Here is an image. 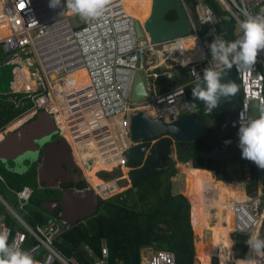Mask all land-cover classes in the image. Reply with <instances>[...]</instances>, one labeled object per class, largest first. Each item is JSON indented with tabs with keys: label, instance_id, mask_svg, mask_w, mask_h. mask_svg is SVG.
<instances>
[{
	"label": "built area",
	"instance_id": "obj_1",
	"mask_svg": "<svg viewBox=\"0 0 264 264\" xmlns=\"http://www.w3.org/2000/svg\"><path fill=\"white\" fill-rule=\"evenodd\" d=\"M180 1L190 22L189 34L153 42L143 23L128 13L121 1L107 4L99 17L84 18L75 14L80 25L74 28L68 21L66 0H61L56 8L49 7L50 0H0V25L7 30L0 38V52L7 63L27 66L34 80L30 89L24 87L31 92L27 98L32 106L20 117L40 112L50 115L56 132L69 144L72 155L74 148L90 144L106 162L117 163L113 168L125 167L127 170L117 179L127 178L131 168L126 167L125 155L141 143L130 138V118L134 113L144 111L168 124L193 112L186 95V88L198 81L193 69L201 78L208 67L217 72H232L237 78L240 101L229 121L231 128H240L241 112L246 120L256 119L251 114L250 103L260 112L264 108V50L258 52L257 63L251 70L242 68L240 73L235 65L229 69L212 59L208 45L217 36L234 42L233 33L229 36L223 24L228 22L225 18L239 25L249 16H264V0H216L224 16L215 14L202 0H195V4ZM136 21L141 23V37L135 31ZM194 36L198 37L196 43L192 40ZM187 42L190 48L186 47ZM21 56L25 58L23 62ZM81 69L88 75V81L77 85L70 76ZM181 70L185 72L184 78L174 81L176 71ZM137 72L148 96L133 102L130 97ZM160 77L165 79L166 85H176L163 91L158 83ZM66 78H70L69 89L65 88ZM234 139L239 141V138L225 139L223 146ZM152 143L154 141L149 142ZM146 160L145 154L142 163ZM78 167L84 173L79 163ZM244 176L250 179L248 170ZM85 178L86 189L93 190L100 199L113 193L107 182L94 186ZM13 193L15 206L23 216L4 202L18 224L17 229L11 230L0 222V232L9 234V246L28 252L38 264H77L55 248L71 226L47 218L32 227L24 217L30 215L27 206L34 191L24 187ZM232 202L229 230L264 237V201L260 195ZM224 215H227L225 211ZM224 224L228 225V221ZM30 239L32 245L28 244ZM89 258L94 257L89 254ZM106 259L107 250L101 243L99 260L94 259L93 264H105ZM140 264H174V256L158 250L143 257Z\"/></svg>",
	"mask_w": 264,
	"mask_h": 264
},
{
	"label": "trees",
	"instance_id": "obj_2",
	"mask_svg": "<svg viewBox=\"0 0 264 264\" xmlns=\"http://www.w3.org/2000/svg\"><path fill=\"white\" fill-rule=\"evenodd\" d=\"M185 1L188 4L195 2V0ZM202 1L208 4L215 14L224 16L215 0ZM174 18L173 12L168 14V19L172 20ZM223 24L229 32V36H232L233 28L230 29L226 25L227 22H223ZM5 34L6 28L0 25V38ZM4 59L3 54L0 52V62L4 61ZM2 73L0 92L6 93L10 79L6 75L5 68ZM230 74L238 84L235 75L232 72ZM2 82H6V88L1 89L3 87ZM158 82H165V79L159 78ZM191 88H186L187 97ZM19 97L21 95H16V98ZM5 99V97L0 95V127L32 106L29 101L16 103L7 102ZM197 105L199 108L196 110V114L204 125V134L189 143L188 149L183 154L176 153L177 162H183L187 159L191 160L193 168L192 178H189L191 176L190 167H179L181 172L188 176H184L185 183L181 193L192 201L194 183L195 206L200 205L202 202V184L204 182L224 185L227 193L229 191L234 194V189H232L230 184H221L218 181H214L210 171H202L211 170L216 173L217 180L228 181L221 173V163L202 160L199 157V153L211 152L215 148H219L221 142L225 139L239 138V128L232 131L226 123V120L231 115L232 103H228L223 107L218 106L210 114L205 112V105L202 102H198ZM154 157L155 154L152 152L145 165L152 163ZM129 163L134 167L141 165V161H129ZM166 165V170L139 182L123 193L114 195L106 200L99 199L100 207L97 213L84 222L72 226L69 231L62 234L60 243L55 245L56 250L65 258L74 259L78 264H93V260L88 258V253L84 250V247L89 249L95 259H99V245L102 240L105 242L108 251L106 264H139L140 250L144 247L172 253L174 264H193L194 255V264H220L219 258L221 264H231L232 254L230 250L231 241L228 237L229 231L221 232V252L217 255L218 258L214 255V231L194 227L191 202L189 201V211L188 202L182 195L170 194V181L173 176H176V170L171 158L166 160ZM247 165L250 170V180L245 184V190L252 195L257 190L258 182H262L264 186L263 169H260L249 160ZM0 177L3 179V183L0 181V195L14 206L16 199L13 191L21 190L24 187H29L34 191L33 197L27 206L30 215L24 217L25 221L32 227L44 223L48 216L56 217L44 212L41 204L52 197L59 198V193L40 189L35 168L29 172L19 174L10 172L0 164ZM84 185H80L79 188H83ZM4 210L0 205V214H6ZM4 219L6 226L11 227V230L18 227L9 215L5 216ZM228 221L229 225L224 228L229 229L231 227L230 216H228ZM192 230L196 237L194 252ZM231 238L234 243L233 254L237 260L236 264H243L246 258L244 256L248 248L249 234L235 232L232 233ZM259 238L264 239L263 236ZM28 244L32 245L31 239ZM261 254L264 255V253Z\"/></svg>",
	"mask_w": 264,
	"mask_h": 264
},
{
	"label": "water",
	"instance_id": "obj_3",
	"mask_svg": "<svg viewBox=\"0 0 264 264\" xmlns=\"http://www.w3.org/2000/svg\"><path fill=\"white\" fill-rule=\"evenodd\" d=\"M171 12H173L175 15V18L172 20L168 19V14ZM225 20L229 21V17H226ZM68 21L74 28H78L80 25L77 22L76 15H74V13H69ZM143 26L146 32L148 33L150 40L153 42H160L168 39H173L179 36L186 35L187 33L189 34L190 32V23L180 0H151L150 14L148 18L143 22ZM135 31L137 36H143V32L141 30V23L139 21L135 22ZM241 35L242 32L239 29V25L234 23V40L238 39ZM220 73H222L221 83H227L229 81L235 82L229 72L222 71ZM184 74V70L176 71L174 81H179L183 79ZM199 82L200 81H197L195 84H193L191 92L188 95L189 99H194L192 95V89ZM147 96L148 94L146 92L144 82L141 78L140 73L137 72L134 77L130 99L133 102H138L142 99L147 98ZM195 100L201 101L199 99ZM239 101L240 93L238 87V92L235 96H232L227 99L222 98L218 106L223 107L228 103H232L231 116H233L235 115L239 107ZM192 105H195V107H193L192 113L182 116L176 121H173L168 124L163 123L157 118L150 117L144 111H137L131 116L130 138L132 141H140L141 143L139 144V146L130 149L126 153V164L129 166V161H140L145 154L150 157L152 152H154L155 157L152 163L146 166H142L137 170L130 171L127 174V178L118 179L117 181L120 184V187H126L128 186V184H130V186H134L139 182L157 174L158 172L166 170V160L168 158H171V156L175 153V150L177 154H183L184 151L188 149L189 143L195 141L204 134V125L200 122V119L196 114V110L199 108V106L194 103ZM44 118L50 119V121L52 122L51 116L47 115L46 113H43L39 115L38 119L34 123V126L39 125L40 121H42ZM32 129V126L27 125L25 129L23 128V130L21 131L19 130L15 133H10L6 135L3 140L0 141V155L1 159H3L4 162H7V160H12L13 154H15V152L17 151L16 144H14L15 142H21V148L23 151H25L24 144L21 140L23 138L28 141V138L30 139V137L27 133L31 134L32 137ZM174 129H178V131H174ZM150 141H154V143L149 144ZM32 143L33 144H31V147H27V149H39L38 144H36L35 141ZM54 143H50L49 146L46 148L43 154V163L42 166L38 168V172H43L49 158L52 157V149ZM59 143H63L65 154L67 157H70L68 144L63 139H60ZM199 157L205 161L218 163L247 161L246 159L242 158L241 149L239 148V141L236 139H234L229 144H225V146H223L222 148H215L211 152H201L199 153ZM60 159L61 158H59V160ZM61 160L57 162L58 167L53 173V175H51V177L54 179L57 176L61 177L62 181L56 183V185L62 182L68 183V178L72 179L73 182L70 183H72L73 185L80 184L83 181L81 171L76 167H72L70 171L63 169ZM38 180L40 183H43L41 176H39ZM72 194L73 196H71V198L75 203H79L81 202V200H83L82 198L78 197V195H75L74 193ZM84 196H87L91 199L92 206L97 207L99 199L93 191H88ZM66 197L67 194H62L59 200L53 203H45L42 205V207L50 210H52L56 206L62 208L58 217L67 221L72 226L77 224L78 222H83L84 220L92 217V215L95 213L96 209L94 210L93 207V209H91L90 213H88L87 215H82L80 218L76 217L73 214L74 210L68 208V206L72 208L73 205H68L69 202L67 201Z\"/></svg>",
	"mask_w": 264,
	"mask_h": 264
},
{
	"label": "clouds",
	"instance_id": "obj_4",
	"mask_svg": "<svg viewBox=\"0 0 264 264\" xmlns=\"http://www.w3.org/2000/svg\"><path fill=\"white\" fill-rule=\"evenodd\" d=\"M108 3L109 0H66V10L68 13H74V15L79 14L84 18H95L102 14ZM60 4L61 0H50L49 7L56 8L60 6ZM193 4H195V2ZM69 10L71 12H69ZM239 29L242 35L234 42H226L217 36L208 47L210 48L212 59L224 64L229 69L235 65L237 70L241 73L242 68L251 70L257 63L258 52L264 50V16H249L246 20L240 22ZM197 39L198 37L196 36L192 37L194 43L197 42ZM6 63L7 61H4L1 66L5 68ZM192 72L196 74L197 80L200 81L192 89L193 98L199 99L205 103L208 114L218 107L222 98H230L235 96L238 92V84L233 81L221 83L222 73L215 71L211 67L203 70L202 78L196 73L195 69H193ZM9 85H11V83H9ZM23 88L24 87H21L19 90L14 89L16 93L13 95H24L19 93ZM23 101L28 102L29 99L24 98ZM12 102L18 103L17 98L14 97ZM193 107H195V105H193ZM24 112L20 115H23ZM240 122L238 137L242 158L255 163L260 169H264V108L261 109L259 118L251 120H246L245 114L241 112ZM174 131H178V129H174ZM225 143L228 144L230 141H226ZM176 153L175 150L173 155H176ZM71 156L73 157V155ZM142 159L140 160L141 165L146 166L142 163ZM126 167H131V165H127ZM121 170L123 174V169ZM81 173L84 179L85 175L82 171ZM122 174L120 173L118 177ZM84 181L86 183V178ZM117 183L118 181L115 182L114 185ZM87 185L86 183L84 188H86ZM8 235L7 231L0 232V264H38L28 252L19 250L14 246H9ZM247 244L250 249L258 255L264 252V239L259 238L257 235L251 236Z\"/></svg>",
	"mask_w": 264,
	"mask_h": 264
},
{
	"label": "crops",
	"instance_id": "obj_5",
	"mask_svg": "<svg viewBox=\"0 0 264 264\" xmlns=\"http://www.w3.org/2000/svg\"><path fill=\"white\" fill-rule=\"evenodd\" d=\"M2 54V53H1ZM5 58V57H4ZM4 61H7V58H5L4 59ZM18 67H20L19 65H18ZM12 69H14V68H11V70L9 71V73H6L7 75H8V77H9V79L10 80H12V78L13 77H15V82L17 83V82H21V84H20V86L18 87V88H21V87H23V86H25V84H27V83H25V77H27V75L29 74V72L27 71V70H24L23 71V67H20L19 68V70H21V71H23V75L22 76H24V78H22L21 77V79H19V75H14V73H13V70ZM160 78H162V77H160ZM164 79V78H163ZM159 80V79H158ZM159 83V82H158ZM160 84V86L162 87V89H163V91H166V90H168L172 85H176L175 83L174 84H170V86L169 85H166L165 84V82H161V83H159ZM10 86V85H9ZM8 86V91L6 92V93H2V92H0V95L1 96H5V95H9V96H12L14 93H16V91L14 90V89H17V88H11V87H9ZM14 97H16V96H14ZM256 110H257V107H256ZM205 112H207V111H205ZM257 113H258V116H256L257 118H259V116H260V111H258L257 110ZM39 114L40 113H38L37 115H36V117H38L39 116ZM19 116V115H18ZM18 116H16L15 118H13L12 120H10V121H8L5 125H3V126H1L0 127V141L1 140H3L4 139V137L6 136V135H8V133L10 134V129L14 126V125H17V124H20L21 122H22V118L23 117H18ZM255 116V115H254ZM35 117V118H36ZM232 118V116L230 115V117L227 119L228 120V123H227V120H226V123L229 125V121H230V119ZM38 119V118H37ZM36 119V120H37ZM34 123H35V121H32L29 125L30 126H32L33 127V132L35 133V134H33L32 133V137H31V134H29V133H27L28 135H29V137H30V139L28 138V141L27 140H25V139H23L22 138V143L24 144V149L25 150H29V151H31L32 152V157L30 158V159H28V161L27 162H25L24 163V167H27V168H29L30 167V165L34 162V161H37L38 160V156H36L37 154H39L40 155V153L42 152V157H43V154H44V152H45V150H46V148L49 146V144L50 143H54L55 141V143L53 144V149H52V157H50L49 158V160H48V162L47 163H49L51 160H52V164H53V166H54V169H51V168H44V170H43V174H47V175H49V179H51V180H54V178H52L51 177V175H53V173L56 171V169H57V167H58V164H57V162L58 161H60L62 158L61 157H57V158H55V159H53L54 158V156H55V154H57V153H64L65 154V149H64V147H63V143L61 144V143H59V141H60V139H63L61 136H59L58 135V133L56 132V128H55V125H54V123H52L53 124V127H54V131L53 132H51L52 130H51V128L50 127H48V128H42V135H39L38 136V134H39V132H38V134H36V129L35 128H37L39 125H35L34 126ZM230 126V125H229ZM35 127V128H34ZM231 128V127H230ZM231 130L232 131H234L235 129H233V128H231ZM21 131V130H20ZM15 132H17V131H15ZM15 132H11V133H15ZM37 138H38V140H44L45 141V143L47 142V141H50L48 144H47V146L46 147H44L45 146V143H42V142H38L37 141ZM229 139H233V138H229ZM64 140V139H63ZM35 141V143L36 144H38V148L39 149H37V148H34V150L32 149V148H30V149H27V147H31V144H33L32 142H34ZM65 141V140H64ZM66 142V141H65ZM19 142H15L14 144H16V146H17V144H18ZM21 143V142H20ZM19 143V144H20ZM67 143V142H66ZM68 144V143H67ZM67 144H66V146H67ZM223 147V143L221 142V146L219 147V148H222ZM68 148H69V144H68ZM28 151V152H29ZM69 152H70V157H71V150H70V148H69ZM185 152V151H184ZM65 156H66V154H65ZM73 156H74V150H73ZM12 157H14V156H12ZM171 157H173V155L171 156ZM59 158H61L60 160H59ZM72 158V157H71ZM74 159H75V156H74ZM147 159H148V156H147ZM174 160H175V162H176V164L178 165V167H180V166H188V167H190L191 168V176L189 177V178H192V175H193V168H192V166H191V160L190 159H187V160H185V161H183V162H177L176 161V155H174ZM62 162H63V159L61 160ZM147 161V160H146ZM248 161V160H247ZM247 161H240L239 162V168L241 169V172H239L240 171V169L239 170H235L234 171V178L235 177H237V175H239L240 173H241V175H240V177H241V179H242V181H243V183H244V187H243V190L244 191H242V190H240V191H242L243 193H244V195H245V197H246V199L248 200V196H252V195H254V196H257V195H260V198H261V200L262 201H264V199H263V197H264V186H263V184H262V182H258V185H257V190L254 192V194H252V195H250V194H248L247 192H246V190H245V184L250 180V179H245V176H244V174H245V170H248V173H249V175H250V170H249V167H248V165H247ZM75 162H76V164H77V167H78V162L76 161V159H75ZM5 162H4V160L3 159H1V155H0V164L1 165H3L4 167H5V164H4ZM183 164V165H180V164ZM8 164V163H7ZM62 164V163H61ZM145 164V163H144ZM46 166V165H45ZM143 165H139V166H136V167H134V166H131V167H129V168H131V171H133V170H137V169H139V168H141ZM7 167V168H6ZM5 167V169H7V170H9L10 172H14V173H16L14 170H11V169H9V167L8 166H6ZM79 168V167H78ZM221 173H222V175L223 176H225V178H227L228 179V181H219V180H217V175H216V173L215 172H213V171H211V170H202V169H195V170H202V171H210L211 172V174H212V177H213V179H214V181H218V182H222V183H226V184H230V183H232V182H234V179H233V177L232 176H229V174H227V171L225 170V166L223 165V163H221ZM235 168H238V167H235ZM36 169V168H35ZM181 172V171H180ZM181 174L184 176V174L181 172ZM85 175V174H84ZM39 176H40V173H39ZM86 176V175H85ZM177 176H179V174L177 175ZM186 177H188V176H186ZM262 177H264V169H263V174H262ZM123 178H125V177H123ZM85 178L83 179V181L80 183V184H77V185H75L76 186V189L74 188L73 189V192H71V191H69L70 193H68L67 194V197H66V199H67V201L69 202L68 203V205H73V207L72 208H70L69 206H68V208L69 209H72V210H74V212H73V214L76 216V217H78V218H80L82 215H87L88 213H90V211H91V209H93V207L94 206H92V201H91V199L90 198H88L87 196H84V195H86V193L88 192V190L86 189V188H84L85 187V185H86V183L88 184V181H86V183H85ZM177 180H179L178 178H176L175 176L174 177H172V181H170V187H169V191L171 192L170 194H173L172 193V189L174 190V191H176V192H178V193H181V190L183 189V187H184V183H185V177H184V181L181 183V184H177ZM0 181L3 183V179L0 177ZM43 181V180H42ZM62 180H61V177L60 176H57L56 178H55V183H59V182H61ZM67 181H69V180H67ZM115 182H117V179H115L113 182H108V184L107 185H109L110 183H112V184H114ZM194 182H197V181H194ZM82 184H85L84 185V187L83 188H80V189H78L79 188V186L80 185H82ZM209 184H215V183H210L209 182ZM38 185H39V187H40V189H43V188H41V185H42V183H38ZM115 186H117V187H119V188H123V187H120V184L119 183H117V184H115ZM133 186H130V184H128V186H126L125 188H128V189H130V188H132ZM128 189H123V191H121V192H119V193H111L110 195H108L107 196V198H105V199H103V200H106V199H108V198H110V197H112V196H114V195H117V194H120V193H123L124 191H126V190H128ZM72 193H74L75 195H78V197H80V198H82L83 200H81V202H79V203H75L74 201H73V199L71 198V196H73V194ZM178 193H176V194H178ZM228 193H230V192H228ZM175 194V193H174ZM182 195V194H181ZM60 196H61V194L59 193V198H60ZM97 196V195H96ZM183 196V195H182ZM0 197H1V199H2V201H1V199H0V203L2 204V206H3V208H5V210H4V212L7 214V215H9L10 216V218L17 224V221L10 215V213L8 212V210L6 209V207H5V205H4V203L3 202H5V203H7V205L9 206L10 204H8V202L6 201V200H4V198L0 195ZM98 197V196H97ZM184 197V196H183ZM59 198H55V199H57V200H59ZM185 198V197H184ZM52 198H50V199H48V200H45L42 204H41V208H42V210L44 211V212H46V213H48V214H50V215H55L56 217H54V216H48L47 218H53V219H55V220H57V221H59V222H63V223H65V224H69L67 221H65V220H63V219H60L58 216H59V213L58 214H51V213H49V212H47V209H45V208H43L42 207V205L43 204H45V203H53V202H55V201H52V202H50L49 200H51ZM54 199V198H53ZM98 199H100L99 197H98ZM186 200H187V202H188V205H189V211H190V204H189V201H188V199L187 198H185ZM56 200V201H57ZM102 200V199H101ZM0 204V205H1ZM11 206V205H10ZM99 207H100V205H99V203H98V205H97V207H94V210H95V213L92 215V216H94L96 213H97V211L99 210ZM55 208H58V210L59 211H61V209L62 208H60V207H58V206H56ZM55 208H53L52 210H54ZM49 211H50V209H49ZM6 214H4V213H1L0 214V222H2V223H4L5 225H6V223H5V216H7ZM72 214V215H73ZM73 215V216H74ZM200 217H204V221L205 220H208V221H211V219H213L212 221H217V223L219 224L220 222L218 221V219L219 218H224V220H227L228 221V217L227 216H222V215H219L218 216V214H217V212H216V210L214 209V211H213V214H211V215H207V214H201V215H199ZM188 217H189V215H188ZM216 217H218V218H216ZM46 218V219H47ZM91 218V217H90ZM25 219V218H24ZM89 219V218H88ZM217 219V220H216ZM87 220V219H86ZM85 221V220H84ZM83 221V222H84ZM203 222V221H202ZM229 222V221H228ZM78 223H80V222H78ZM77 223V224H78ZM204 224H205V226H203L202 224L200 225V227H196L197 229H211V228H209L208 227V225H207V222H203ZM224 223V222H223ZM189 224H190V221H189ZM18 225V224H17ZM70 225V224H69ZM76 225V224H75ZM225 225V224H224ZM71 227H72V225H70ZM74 226V225H73ZM190 226H191V224H190ZM9 227V226H8ZM11 228V227H10ZM16 229L18 228V227H15ZM14 228V229H15ZM12 229V228H11ZM71 229V228H70ZM69 229V230H70ZM191 229H192V226H191ZM222 229H224L223 227L221 228V230ZM68 230V231H69ZM211 230H213V229H211ZM214 231V230H213ZM67 232V231H66ZM192 233H193V252H194V244H195V242H194V238L196 239V237L194 236V231L192 230ZM214 233H215V231H214ZM232 233H235V232H232V231H230L229 230V233H228V237H229V239H230V241H231V247H230V250H231V254H232V258L234 259L235 257H234V254H233V245H234V243H233V241H232ZM244 233V232H243ZM64 234V233H63ZM62 237V236H61ZM251 236H250V234H249V238H250ZM214 240H215V238H214ZM60 241H61V239H60ZM60 243V242H59ZM58 243V244H59ZM101 243H103V245L105 246V248H106V250H107V247H106V244H105V242L104 241H100V245H101ZM100 245H99V249H100ZM86 248V249H85ZM249 249H250V247L248 246V248H247V251H246V253H245V256L244 257H246L247 255H248V252H249ZM84 250L88 253V258H89V254H91L90 253V251H89V249L87 248V247H84ZM160 250V249H159ZM154 251H158V250H155V249H153V248H151V247H144V248H141V250H140V263H141V261H142V258L143 257H148V255H150L152 252H154ZM162 251H164V250H162ZM214 252H215V245H214ZM262 253H264V252H262ZM93 256V255H92ZM195 256V255H194ZM215 256L216 257H218L216 254H215ZM94 257V256H93ZM107 258H108V251H107ZM219 258V257H218ZM90 259V258H89ZM94 259L95 258H93V259H91V260H93V262H94ZM220 259V258H219ZM243 259V258H242ZM74 260V259H73ZM99 260V259H98ZM107 260V259H106ZM219 261H221V260H219ZM76 262V261H75ZM77 263V262H76ZM139 263V264H140ZM234 263L236 264L237 263V260H235L234 261ZM78 264V263H77ZM105 264H106V261H105ZM193 264H194V260H193Z\"/></svg>",
	"mask_w": 264,
	"mask_h": 264
},
{
	"label": "bare ground",
	"instance_id": "obj_6",
	"mask_svg": "<svg viewBox=\"0 0 264 264\" xmlns=\"http://www.w3.org/2000/svg\"><path fill=\"white\" fill-rule=\"evenodd\" d=\"M118 1V0H117ZM114 1H110L108 4L112 3ZM125 8L127 10L128 13H131L135 18H137L140 22H144L149 14H150V9H151V0H143V1H139L135 3V1L131 2V3H124ZM69 12H71L69 10ZM7 33V30H6ZM187 48H190V43L187 42ZM9 65H12L13 68L16 69L15 74L19 75V79L24 78L23 75V71L21 70H17L18 64L15 63H8ZM7 65V64H6ZM8 66V65H7ZM20 66V65H19ZM10 67V66H9ZM14 72V71H13ZM14 74V75H15ZM70 78L74 81L77 85H84L87 83L88 81V75L86 74L85 70L81 69L78 70L77 72L73 73ZM70 78H66L64 80L65 83V88L69 89L71 86L70 83ZM25 79V78H24ZM33 82V86H34V81ZM61 85V83H59V86ZM25 86H27V84H25ZM23 86V87H25ZM31 88V85L28 86V89ZM94 155V159H87L89 160V162H91L88 166H87V172L92 176V180L93 183L98 186L100 184H102V180H100L97 176L96 173L104 170V171H111V169L113 168V166L117 163L114 164V161L112 162H106L107 160L105 159V157H101L99 152L97 151V154L92 153ZM86 161V160H85ZM127 169L124 167L123 171L125 172ZM185 176V175H184ZM186 177V176H185ZM193 182V180H192ZM221 184H226V183H222L219 182ZM109 187L111 188V190L114 193H119L122 191L121 188L115 186L114 184L110 183ZM226 187L224 185H220V184H209V182H204L202 184V194H204L205 196H207V198H202V204H205V208L204 209H208L210 207V210L213 211L214 209L216 210L218 216L222 215V216H230V226L232 223V202L228 201L227 199H229L230 197L234 196V200H244L246 199L244 193L242 191H240L239 189H234V194L232 193H227L226 191ZM229 192V191H228ZM195 190H194V183H193V195H192V201L190 199H188L192 206H193V223H194V227H200L197 224V219L199 218V220H203V222H207V225L209 228L214 229V231L219 232L221 230V228L223 227H227L229 225H224V221H220V223L218 224L217 221L214 222L213 224L211 223V221L205 220L204 221V217H200L199 215L196 216L195 214ZM226 209V214L224 215V211ZM218 218V217H216ZM217 220V219H216ZM221 227V228H218ZM223 231H229V229L224 228L221 230V232ZM220 232V233H221ZM216 240L218 241V239L216 238ZM220 241V239H219ZM218 241V242H219ZM217 242V243H218ZM219 251V252H218ZM216 252H218L216 255H219L221 250H220V246L216 247ZM247 258L244 259L243 264H264V255L263 254H256L254 251H252L251 249H249L248 255L246 256ZM236 259L231 258L230 262L231 264H235L234 261Z\"/></svg>",
	"mask_w": 264,
	"mask_h": 264
},
{
	"label": "flooded vegetation",
	"instance_id": "obj_7",
	"mask_svg": "<svg viewBox=\"0 0 264 264\" xmlns=\"http://www.w3.org/2000/svg\"><path fill=\"white\" fill-rule=\"evenodd\" d=\"M110 1H117V0H109ZM118 1H121V2H124V3H131L133 1L138 2V0H118ZM139 1H143V0H139ZM191 92V90H190ZM189 92V93H190ZM188 93V95H189ZM189 102H191L192 104H197L198 102H202V104L205 105V103L203 101H198V100H195V99H189ZM36 116H32V115H25L23 118H22V122L20 124H17V125H14L9 131L10 133L11 132H15V131H19V130H23V128L25 129V127H27V125H29L32 121H36L37 117L35 118ZM40 125L35 128L36 129V134L39 135H42V128H48L50 127L51 128V132L54 131V127H53V124L52 122L50 121V119H43L42 121H40L39 123ZM33 132V131H32ZM9 134V133H8ZM33 134H35L33 132ZM40 137V136H39ZM37 141L38 142H42V143H45L44 140H38L37 138ZM50 141H47L45 143V146H47V144L49 143ZM17 148V153L15 152V154H13L14 157H12V160H7V162H5V167L8 166L9 169L11 170H14L16 173H19V174H23L25 172H29L31 171L32 169L36 168V172H37V179H39V173H40V176L43 180V183L41 185V188H43L44 190H52V191H55V192H58L60 193L61 195L63 194H68L70 193L69 191L73 192V189L75 188L76 189V186L73 185L72 183L70 182H73L71 178H65L67 180H69L68 183H60L58 185H56L55 183V179L54 180H51L49 179V175L47 174H43V172L39 171L38 172V168L40 166H42V163H43V157H42V152L39 154H37L36 156H38V160L37 161H34L29 168H24V163L28 161V159H30L32 157V152L31 151H23L22 148H21V144H20V147H19V144H17L16 146ZM82 150H80V149ZM20 149V150H19ZM74 156H75V159L76 161L80 164L81 168L83 169L86 177L89 179L90 183H92L94 186H96L94 183H93V180H92V176L87 172V166L91 163L89 162L90 159H94V155L92 153H95L97 154V151L93 148V146H78V148H74ZM57 157H61L63 159V162H62V167L63 169H66V170H71L72 167H77V164L75 162V159L72 157V159L70 157H67L65 156L64 153H57L55 154L54 158H57ZM88 157V158H87ZM89 159V160H87ZM86 160V161H85ZM8 163V164H7ZM115 164V162H114ZM7 168V167H6ZM45 168H51V169H54V166L52 164V160L46 164ZM75 180V179H74ZM38 183H39V180H38ZM80 189V188H78ZM114 193V192H113ZM115 194V193H114ZM54 198V199H53ZM57 199H55V197H52L51 200H49L50 202L52 201H56ZM47 212L51 213V214H58L60 211L58 210V208H55L54 210H50L47 209Z\"/></svg>",
	"mask_w": 264,
	"mask_h": 264
},
{
	"label": "rangeland",
	"instance_id": "obj_8",
	"mask_svg": "<svg viewBox=\"0 0 264 264\" xmlns=\"http://www.w3.org/2000/svg\"><path fill=\"white\" fill-rule=\"evenodd\" d=\"M228 27H230V29L231 28H233V25H234V23H233V21H231V22H227V24H226ZM233 33V32H232ZM22 58V62L24 61L23 59H25L23 56H21ZM31 58H33L32 56H30ZM4 61L2 60L1 62H0V79L2 80V72L4 71V67H2L1 65H2V63H3ZM8 65V66H7ZM7 65L5 66V72L6 73H9V71L11 70V68H13L12 67V65H9L8 63H7ZM10 66V67H9ZM21 67V66H20ZM19 67V68H20ZM23 67V71L24 70H29V68H27V66H25V65H23L22 66ZM19 68H17V70L19 69ZM1 70H2V72H1ZM14 72V74H15V71H16V69L14 68V69H12ZM7 75V74H6ZM16 75V74H15ZM8 76V75H7ZM9 78V77H8ZM30 78V79H29ZM32 81H34L33 79H32V77L31 76H29V74L27 75V77H25V83H27V86H32V84H33V82ZM4 82V81H3ZM2 82V83H3ZM6 83V82H5ZM5 83H3V87L1 88V89H3V88H6V84ZM9 83H11V85L9 86V87H12V88H17V89H15V90H19V89H21V88H18L19 86H20V84H21V82H15V77H13L12 78V80H10V82ZM19 93H22V94H24V95H22L21 97H19V98H17V100H18V102H22L23 100H24V98H27V95L29 94V93H31L30 91H27V90H24V88L22 89V90H20V92ZM18 95H20V94H18ZM14 96H16V95H12V96H1V97H5L6 99V101L7 102H12L13 100H14ZM28 99V98H27ZM250 111H251V114L252 115H255V116H258V113H257V110H256V106H255V104L254 103H250ZM40 114H43V112H40ZM39 117V116H38ZM37 117V118H38ZM88 158V157H87ZM171 159H172V161H173V163H174V168H175V170H176V178H178L179 180H177V184H181L183 181H184V176L181 174V170H180V168L178 167V165L176 164V162H175V160H174V155H173V157H171ZM5 164V163H4ZM180 164V163H179ZM6 165V164H5ZM180 165H183V164H180ZM223 165L226 167L225 168V170L227 171V174H229V176H234V171L235 170H239L240 168H239V162H224L223 163ZM235 167H238V168H235ZM24 168H27V167H24ZM239 172H241V169H240V171ZM122 174V170L118 167V168H112V170L111 171H104V170H101V171H99V172H97L96 173V176L100 179V180H102L103 182H113L115 179H117L118 178V175L119 174ZM179 174V176H177ZM240 175H241V173L239 174V175H237V177H233V179H234V182H232V183H230V185H231V187H232V189H239V190H242V191H244L243 190V187H244V183H243V181H242V179H241V177H240ZM174 177V176H173ZM171 181H172V178H171ZM122 189V191H123V189H128V188H125V187H123V188H121ZM171 193V192H170ZM172 193L173 194H171V195H175L176 193H178V192H176V191H174L173 189H172ZM175 193V194H174ZM96 194V193H95ZM178 194H182V193H178ZM183 195V194H182ZM184 196V195H183ZM185 197V196H184ZM207 198V196H205L204 194H202V198ZM249 198H251V199H254L256 196H254V195H252V196H248ZM186 198V197H185ZM227 200H229V201H234V196L233 197H230L229 199H227ZM189 201V200H188ZM8 202V201H7ZM1 204V203H0ZM8 204H10L11 205V207H12V209L18 214V215H20V216H23V214H22V212L21 211H19L18 209H17V207L16 206H14V205H12V203H10V202H8ZM1 206H2V204H1ZM3 207V206H2ZM205 208V204H202V202L200 203V205H197V206H195V214H196V216H198V215H201V214H209V215H211V214H213V211H211L210 210V207L208 208V209H204ZM5 209V208H4ZM225 212H226V209H225ZM213 219H211V223L213 224L215 221H212ZM203 220H199V218L197 219V224H198V226H200L201 224L203 225V226H205V224L202 222ZM218 221L220 222V221H225L224 220V218L222 219V218H219L218 219ZM218 228H221V227H219L218 226ZM230 229V228H229ZM214 230V229H213ZM220 232H221V230H220ZM220 232H217V231H215V240H214V245H215V252H214V255L215 254H217L218 252H216V247H217V245H218V247L220 246V241L218 242L217 240H216V238L218 239H220V236H221V233ZM194 236H195V234H194ZM195 238H194V242H195ZM218 242V243H217ZM247 258V257H246ZM245 258V259H246ZM220 260V259H219ZM194 261H195V256H194ZM195 263V262H194ZM220 264H221V261H220Z\"/></svg>",
	"mask_w": 264,
	"mask_h": 264
}]
</instances>
